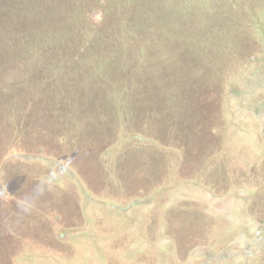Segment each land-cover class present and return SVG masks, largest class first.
Returning a JSON list of instances; mask_svg holds the SVG:
<instances>
[{
	"label": "rangeland",
	"instance_id": "rangeland-1",
	"mask_svg": "<svg viewBox=\"0 0 264 264\" xmlns=\"http://www.w3.org/2000/svg\"><path fill=\"white\" fill-rule=\"evenodd\" d=\"M168 1L171 19L187 15L186 28L173 34L181 38L174 47L187 43L182 71L189 73L220 57L217 43L235 42L234 6L264 3ZM260 29L250 65L227 82L224 94L201 75L187 77L191 103L179 125L177 112L167 126L159 100L137 97L136 136L119 140L106 119V127L85 132L91 142L79 147L73 166L58 157L49 174L26 175L22 194L29 204L11 207L15 232L0 245V264H257L264 258V18ZM215 41L217 48L209 46ZM144 110L152 113L148 128ZM65 114L77 131L76 112ZM153 119L160 122L152 127ZM167 127L180 129L186 142L169 139ZM21 166L4 165L2 182L12 193L23 189Z\"/></svg>",
	"mask_w": 264,
	"mask_h": 264
},
{
	"label": "trees",
	"instance_id": "trees-1",
	"mask_svg": "<svg viewBox=\"0 0 264 264\" xmlns=\"http://www.w3.org/2000/svg\"><path fill=\"white\" fill-rule=\"evenodd\" d=\"M167 1L0 0L8 18L0 19V245L5 247L2 241L15 232L11 207L29 204L22 194L27 193L26 175L49 174L58 157L66 160L67 167L73 166L79 147L91 142L85 132L101 130L99 126L106 127L108 121L119 140L136 136L132 123L139 103L134 98L142 96L163 105L161 117L169 119L161 123L168 126L175 111L179 125L191 103L184 92L187 77H205L210 89L216 84L213 88L222 95L227 82L250 65L261 39L264 3L234 6L231 38L235 42L228 39L219 47L221 38L217 37L209 46L217 43L220 57L195 65L189 73L182 71L188 59L182 58L187 43L174 47L181 38L173 34L178 27L186 28L187 15L183 20L171 19ZM158 17L162 19L159 24L153 22ZM207 48L205 44L204 52ZM116 99L121 101L115 103ZM109 107L111 113L106 114ZM70 111L77 114V131H72L75 126L65 114ZM144 111L143 125L148 128L152 113ZM159 122L153 119L152 127ZM167 133L171 140L186 142L180 129L167 127ZM43 156L51 161L43 162ZM9 161L22 163L19 193H12L2 182ZM32 180L30 185L36 186ZM263 263L264 258L257 262Z\"/></svg>",
	"mask_w": 264,
	"mask_h": 264
}]
</instances>
